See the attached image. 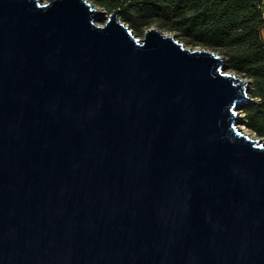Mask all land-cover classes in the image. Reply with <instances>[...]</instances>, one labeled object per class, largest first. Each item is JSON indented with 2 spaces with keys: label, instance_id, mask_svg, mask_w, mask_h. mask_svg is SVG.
<instances>
[{
  "label": "water",
  "instance_id": "1",
  "mask_svg": "<svg viewBox=\"0 0 264 264\" xmlns=\"http://www.w3.org/2000/svg\"><path fill=\"white\" fill-rule=\"evenodd\" d=\"M118 14L0 0V264H264L251 81Z\"/></svg>",
  "mask_w": 264,
  "mask_h": 264
},
{
  "label": "trees",
  "instance_id": "2",
  "mask_svg": "<svg viewBox=\"0 0 264 264\" xmlns=\"http://www.w3.org/2000/svg\"><path fill=\"white\" fill-rule=\"evenodd\" d=\"M119 19L135 36L150 27L175 35L182 44L214 51L226 70L251 81L253 100L239 106L242 124L264 138V14L260 0H87ZM100 19V22H103Z\"/></svg>",
  "mask_w": 264,
  "mask_h": 264
},
{
  "label": "rangeland",
  "instance_id": "3",
  "mask_svg": "<svg viewBox=\"0 0 264 264\" xmlns=\"http://www.w3.org/2000/svg\"><path fill=\"white\" fill-rule=\"evenodd\" d=\"M42 2H46L47 0H41ZM103 20H105V18H102ZM97 22V21H96ZM104 22V21H103ZM103 22H100V20H98V22H97V24L98 25H103ZM141 37V36H140ZM139 37V38H140ZM186 47H189V48H195V47H191V46H188V45H186V44H184ZM240 115L242 116L243 115V113H241V111H240ZM239 127H245L242 123L239 125ZM247 129V128H246ZM249 131V133L253 136L252 138H258L252 131H250V130H248Z\"/></svg>",
  "mask_w": 264,
  "mask_h": 264
},
{
  "label": "crops",
  "instance_id": "4",
  "mask_svg": "<svg viewBox=\"0 0 264 264\" xmlns=\"http://www.w3.org/2000/svg\"><path fill=\"white\" fill-rule=\"evenodd\" d=\"M260 1H261L262 14H264V0H260ZM261 37H262V41H264V29L261 30Z\"/></svg>",
  "mask_w": 264,
  "mask_h": 264
},
{
  "label": "bare ground",
  "instance_id": "5",
  "mask_svg": "<svg viewBox=\"0 0 264 264\" xmlns=\"http://www.w3.org/2000/svg\"><path fill=\"white\" fill-rule=\"evenodd\" d=\"M238 128L240 132H242L243 134L249 135L251 138L253 137L245 127H238Z\"/></svg>",
  "mask_w": 264,
  "mask_h": 264
}]
</instances>
